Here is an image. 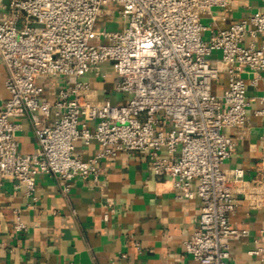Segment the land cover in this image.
I'll return each mask as SVG.
<instances>
[{"label": "built area", "instance_id": "2783aa9c", "mask_svg": "<svg viewBox=\"0 0 264 264\" xmlns=\"http://www.w3.org/2000/svg\"><path fill=\"white\" fill-rule=\"evenodd\" d=\"M233 0H0V62L6 67L8 99L0 109V173L19 180L36 199V176L51 174L70 191L77 178L99 184L101 162L118 152L147 151L158 177L172 179L178 196L199 198L200 214L185 241L195 262L229 264L230 247L250 237L232 225L237 209L235 186L242 168L224 164L245 137L254 100L264 117V93L249 97L244 73L257 84L264 75V0L250 15L205 38L202 21ZM127 23L118 30L97 28L100 17L116 13ZM250 38L245 44V39ZM115 72L114 90L123 104L98 101L81 77ZM225 73L221 95L214 82ZM44 77L59 78L57 96L44 99ZM28 115L39 148L23 154L15 121ZM40 115L51 119L44 124ZM226 129H238L236 137ZM97 140L100 149L88 160L75 154L76 143ZM264 195V171L255 178ZM257 205V203H256ZM109 218L104 214V219ZM27 224L17 213L14 230ZM248 254L264 263V229ZM125 257V255H123Z\"/></svg>", "mask_w": 264, "mask_h": 264}, {"label": "crops", "instance_id": "0c3cea01", "mask_svg": "<svg viewBox=\"0 0 264 264\" xmlns=\"http://www.w3.org/2000/svg\"><path fill=\"white\" fill-rule=\"evenodd\" d=\"M262 5V0H233L227 10L215 9L204 15L212 30L224 29ZM116 11V8L109 7ZM106 17V16H103ZM103 17H100L99 20ZM99 20L97 28L99 27ZM102 27H106L103 25ZM118 30V29H117ZM250 38L245 39V44ZM6 67L0 62V109L8 99ZM116 75L111 64H102L100 73L92 72L81 79L92 88L91 96L98 101L110 99L123 104L127 96L114 90ZM249 97L257 99L264 93V75L257 84L253 74L244 73ZM44 99L57 96L59 78L44 77ZM223 73L213 84L221 95L227 87ZM260 107L254 100L244 139L236 140V148L225 162L226 169L242 168L244 179L235 186L238 206L231 223L250 230V237L231 244L229 264H264L248 251L258 246L255 241L264 229V195L259 197L255 178L258 168L264 171V117L256 113ZM44 124L51 119L40 115ZM21 125L17 132L20 152L34 153L39 148L36 127L28 115L16 118ZM236 137L238 129H226ZM100 145L97 140L86 144L79 140L75 154L90 159ZM99 184L92 178H77L70 191L55 175L38 174L33 199L17 179L0 173V264H175L193 262L185 253L200 214L199 198L178 196L172 179L158 177L151 169L149 153L118 152L101 162ZM257 203V205H256ZM17 213L27 229L14 230ZM104 214L109 218L104 219ZM125 255V257L123 256ZM195 263V262H193Z\"/></svg>", "mask_w": 264, "mask_h": 264}, {"label": "rangeland", "instance_id": "374dc122", "mask_svg": "<svg viewBox=\"0 0 264 264\" xmlns=\"http://www.w3.org/2000/svg\"><path fill=\"white\" fill-rule=\"evenodd\" d=\"M110 6L116 8V10H119V6L117 4H111ZM202 21L205 25H207L205 19H202ZM123 24L125 26L127 23L123 20V18H121L120 15H116L113 17L106 16L99 20V27L105 25L110 30L121 29L123 27Z\"/></svg>", "mask_w": 264, "mask_h": 264}]
</instances>
